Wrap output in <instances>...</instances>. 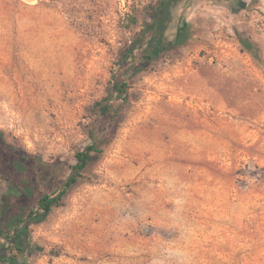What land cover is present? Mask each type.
Segmentation results:
<instances>
[{
    "label": "rangeland",
    "instance_id": "obj_1",
    "mask_svg": "<svg viewBox=\"0 0 264 264\" xmlns=\"http://www.w3.org/2000/svg\"><path fill=\"white\" fill-rule=\"evenodd\" d=\"M156 1L0 0L7 141L51 165L49 192L93 135L101 149L23 250L0 235V264H264V0H182L164 45L183 25L185 44L129 79L114 123L90 113L139 31L123 13L143 25Z\"/></svg>",
    "mask_w": 264,
    "mask_h": 264
},
{
    "label": "trees",
    "instance_id": "obj_2",
    "mask_svg": "<svg viewBox=\"0 0 264 264\" xmlns=\"http://www.w3.org/2000/svg\"><path fill=\"white\" fill-rule=\"evenodd\" d=\"M181 1L157 0L147 11L151 20L143 25L139 23V7L134 2L128 5L122 16V26L130 32L136 28L139 31L133 34L120 51L115 61L111 88L107 95L92 103L89 107L90 113L114 123L119 111L114 101H127L129 79L145 69L160 51L185 44L189 32L186 25H183L175 38L167 43L168 47L164 45L166 30ZM241 42L251 50L252 46L247 40L241 39ZM142 55L147 58L142 59ZM92 138L91 143L75 153V163L71 165L63 183L49 192L53 183L51 165L39 155L7 141L0 128V178L10 185L7 196L16 200V211L12 209L4 222L0 223V235L4 239L1 246L5 245L7 247L4 248L8 249L13 245L17 250H23L27 244L28 225L43 222L54 207L64 204L70 188L80 180L88 164L101 152L98 139L94 135Z\"/></svg>",
    "mask_w": 264,
    "mask_h": 264
}]
</instances>
